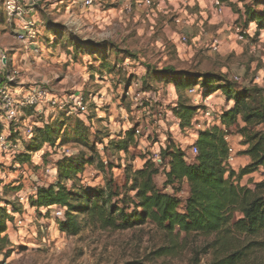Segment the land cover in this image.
<instances>
[{
  "label": "rangeland",
  "instance_id": "1",
  "mask_svg": "<svg viewBox=\"0 0 264 264\" xmlns=\"http://www.w3.org/2000/svg\"><path fill=\"white\" fill-rule=\"evenodd\" d=\"M17 1L25 21L39 31L38 39H19L24 21L9 18L5 0H0V45L8 57L7 72L0 73V82L17 70L16 82L9 87L15 96L37 85L47 87L50 97L58 100L55 109L45 106L38 113L30 107L22 111V118L34 130L38 125L59 124L61 134L54 145L45 143L40 150L29 151L34 136L28 137L24 129L10 133L4 127L6 117L0 101V134L7 129L5 136L16 145L0 155L1 206L13 217L6 231L12 252L7 258L0 254V264L209 263L215 255L210 248L214 236L182 232L180 248L173 254H161V248L171 245L170 238L151 221L112 230L93 224L87 214H78L80 232L70 235L61 232L63 217L56 218L53 207H33L30 199L39 186L60 181L59 161L88 160L96 152L99 155L94 156L93 164H86L74 179L61 181L76 192L105 188L111 182L113 190L121 192L113 198L116 201L123 196L128 165L140 168L151 156L159 164L160 151L156 149L167 142L165 138L186 132L178 133L174 126L178 104L199 106L193 122L203 123L206 118L209 127L221 123L220 112L228 110L223 92L206 96V89L202 90L205 79L200 78L195 94L176 89L172 95L170 79L160 77L164 68L224 75L237 85L264 87V37H260L262 31L256 34V24L246 26L241 14L245 4L254 5L257 0H224L227 14L214 16L207 0H151L150 5L146 0H93L90 6L85 0ZM263 9L264 4L258 8ZM189 18L193 22H188ZM214 39L223 42L219 50L211 48ZM77 98L82 107L76 104ZM135 126L138 144L131 146L128 154L110 144ZM218 126L223 127L222 123ZM226 139L233 159L227 166L239 172L247 165L236 163L237 157H244L240 152L247 147L245 139L234 127ZM188 144L186 140L183 147L193 159ZM22 153H29L31 160L19 161ZM101 161L112 162L114 167L103 169ZM155 181L161 190L177 195L183 206L189 195L186 181L177 192L164 187L163 172ZM262 181L261 167L245 175L240 184L255 189ZM249 239L258 242L251 259L264 261V232Z\"/></svg>",
  "mask_w": 264,
  "mask_h": 264
},
{
  "label": "trees",
  "instance_id": "2",
  "mask_svg": "<svg viewBox=\"0 0 264 264\" xmlns=\"http://www.w3.org/2000/svg\"><path fill=\"white\" fill-rule=\"evenodd\" d=\"M263 4L264 0H257L254 5L245 4V10L241 12L246 17V26L256 24L258 36L264 30V9L258 10ZM162 71L160 77L169 78L178 91L196 86L198 79L203 78L202 90L206 89V96L221 90L228 101H234V105L220 115L223 127L213 125L199 132L195 142L198 154L189 159L187 151L170 137L166 146L161 148V163L151 156L140 168L134 169L130 165L125 168L124 193L116 201L113 198L120 196L121 192L118 188L113 190L111 182L105 188L76 192L61 181L62 178L74 179L84 171L86 164H93L94 156L99 154L94 152L88 160L65 158L58 163L60 181L39 186L30 204L37 208H65L59 226L66 234L80 232L78 214H87L93 224L112 230L133 228L151 221L164 229L170 238L171 245L161 248L160 251H164L161 254H173L180 248V233H197L215 237L210 244L215 255L206 264H264V261L251 259L258 242L249 239L264 232V181L257 183L255 189L240 184L245 175L264 168V87L237 85L224 75L178 71L174 67ZM198 109L199 106L182 103L174 108V113L181 119L182 129L192 127L193 115ZM56 125L36 126L29 151H38L45 143L54 145L61 134L60 125ZM233 127L236 134L244 137L243 144L247 146L240 153L251 159L239 172L227 166L230 145L226 137ZM135 136L136 126L127 130L121 139L111 140L110 144L116 145L119 152L128 154L130 147L138 144ZM30 160L29 153L19 155L22 163ZM100 166L103 169L114 167L112 162L103 161ZM161 172L165 176L164 187L171 186L176 192L186 181L189 195L183 206L177 195L157 186L155 179ZM1 201L0 254L7 258L11 255L12 243L6 231L13 217L5 206H1ZM124 264L149 263L131 260Z\"/></svg>",
  "mask_w": 264,
  "mask_h": 264
},
{
  "label": "built area",
  "instance_id": "3",
  "mask_svg": "<svg viewBox=\"0 0 264 264\" xmlns=\"http://www.w3.org/2000/svg\"><path fill=\"white\" fill-rule=\"evenodd\" d=\"M85 5L90 6L93 3V0H85ZM6 10L8 13L9 18H19L22 19L23 22V29L20 33H18L19 39L22 41H32L38 39V30L32 26L31 23H27L25 21V16L21 6L19 5L17 0H5ZM146 4H151V0H146ZM212 5L215 8L218 14L223 13V2L222 0H212ZM125 9H128L125 6ZM239 38H242L240 35ZM185 41H187L186 37H183ZM221 43L218 39H214L211 43V48L213 50H219ZM0 62L3 68H6L8 63V57L5 50L0 45ZM17 70H13L9 72L7 75L6 82H0V101L5 112L6 121L4 122V127H7L9 132L17 133L18 131L24 129V132L27 134L28 137L33 136L34 128L30 124L26 123V120L22 118V111L24 109L34 107L38 113L43 111V107H53L55 109V105L57 104L58 100L56 98L50 97V93L47 90V87L37 85L32 88L29 92L15 96L9 90V87L16 82L17 78ZM234 79L239 81V76H234ZM197 89L195 86H192L188 89V94H195ZM207 101V99H205ZM76 104L78 107H82V101L80 98L76 99ZM208 105V104H207ZM40 107V108H39ZM208 115V114H207ZM205 118V117H204ZM203 119V118H202ZM206 119V118H205ZM205 119H203V123L205 124ZM208 120V119H206ZM201 122L198 121V125L200 126ZM210 124V123H209ZM7 130V129H5ZM139 133V129H136V134ZM9 141V136H5L4 133L0 134V155L4 152H8L13 149L16 145H12ZM64 152L70 153L68 149L63 148ZM199 152L198 147L194 144L191 145V153L193 155H197ZM159 154H156V158H158ZM154 159V157H153ZM228 160H233L232 156H229ZM161 163V157L159 159ZM54 209V213L56 218H62L64 216L65 208L59 206H51Z\"/></svg>",
  "mask_w": 264,
  "mask_h": 264
},
{
  "label": "crops",
  "instance_id": "4",
  "mask_svg": "<svg viewBox=\"0 0 264 264\" xmlns=\"http://www.w3.org/2000/svg\"><path fill=\"white\" fill-rule=\"evenodd\" d=\"M120 1H123V0H120ZM229 1H234V0H229ZM207 2L211 5V8H212V12H214L213 13V16L215 15V14H217V12H216V10H215V8L213 7V5H212V0H207ZM222 2H223V13L226 15L227 14V12H228V10H229V8L227 7V5H226V3H227V1H224V0H222ZM83 6V5H82ZM85 8V7H84ZM233 14V13H232ZM215 18V17H214ZM193 20L194 19H192V18H189V20H188V22H193ZM251 25L252 26H254V23H251ZM260 37H264V30H262V34L260 35ZM221 43V45H222V41L220 42ZM6 70H5V68H3L2 66H1V62H0V73H2V74H4V73H6L5 72ZM170 86V87H169ZM171 86L173 87L172 88V90H171ZM198 85H196L195 87H197ZM245 86H248V85H245ZM190 88V87H189ZM189 88H187L185 91H188V89ZM168 90H170L171 92H172V95H174V93H176V87H175V85H174V83H168ZM218 91H220V92H222L221 90H218ZM217 91V92H218ZM216 94V93H215ZM189 96H190V94H188ZM175 97V96H174ZM208 99H209V97L207 98V101H208ZM197 105H200L199 103H196ZM227 107H226V109H230L233 105H234V101L233 100H230V101H228L227 100ZM222 112H220V114H221ZM195 116V115H194ZM220 117V116H219ZM174 126H175V128L178 130V133H180V132H183V131H186V132H183L182 134L183 135H180L181 137H179V136H171V140H173L177 145H179V146H181L183 149H184V147H183V143L184 142H186V140H187V143H189L188 144V146L191 148V145L192 144H194L196 141H197V139H198V137H199V132L200 131H202V130H205V129H207V127H209V122L207 123V124H200V126L198 125V121L196 120V121H194L193 122V120H192V127H186V128H181V126H180V123H181V119L179 118V117H177V116H174ZM220 121H216V122H214V123H217L218 125H220L221 123H219ZM214 123H212V124H214ZM174 128V129H175ZM127 131V130H126ZM5 132H7V130H4V133ZM121 137H123V136H121ZM166 139V141H167V138H165ZM179 139H181V140H179ZM167 143V142H166ZM166 143L165 142H162L161 143V146L162 147H165L166 146ZM187 146V147H188ZM158 151H161V147H158L157 149H156V152H158ZM244 158V159H243ZM242 161H244L245 163H249L250 161H251V159H250V157L248 156V155H244V157H237V159H236V163L237 164H239V165H241V163H242ZM143 166V165H142Z\"/></svg>",
  "mask_w": 264,
  "mask_h": 264
}]
</instances>
